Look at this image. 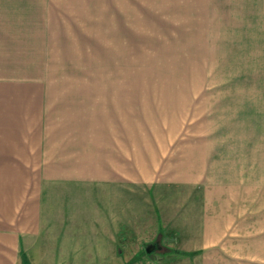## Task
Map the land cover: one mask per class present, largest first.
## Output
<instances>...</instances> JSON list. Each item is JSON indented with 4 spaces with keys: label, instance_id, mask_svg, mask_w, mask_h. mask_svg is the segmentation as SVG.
<instances>
[{
    "label": "rangeland",
    "instance_id": "374dc122",
    "mask_svg": "<svg viewBox=\"0 0 264 264\" xmlns=\"http://www.w3.org/2000/svg\"><path fill=\"white\" fill-rule=\"evenodd\" d=\"M40 21L55 176L15 264H264V0H0L9 41Z\"/></svg>",
    "mask_w": 264,
    "mask_h": 264
},
{
    "label": "crops",
    "instance_id": "0c3cea01",
    "mask_svg": "<svg viewBox=\"0 0 264 264\" xmlns=\"http://www.w3.org/2000/svg\"><path fill=\"white\" fill-rule=\"evenodd\" d=\"M38 27L36 33L24 35L29 44L21 43L20 35L16 42L9 41L0 32V229H5L0 232V264H15L16 246L35 220L38 193L30 179L55 176L47 167L56 151L46 119L50 101L60 91L47 81L52 63H47L42 21ZM77 100L83 106L87 99L78 93ZM85 114L90 116L91 110ZM21 208L31 212L16 216L15 209ZM4 209L13 214H4Z\"/></svg>",
    "mask_w": 264,
    "mask_h": 264
},
{
    "label": "trees",
    "instance_id": "16d2710c",
    "mask_svg": "<svg viewBox=\"0 0 264 264\" xmlns=\"http://www.w3.org/2000/svg\"><path fill=\"white\" fill-rule=\"evenodd\" d=\"M157 243V241H153L152 243H150L149 245H154V244H156ZM151 253H149V255H150Z\"/></svg>",
    "mask_w": 264,
    "mask_h": 264
}]
</instances>
